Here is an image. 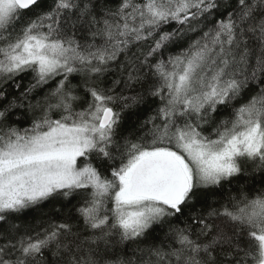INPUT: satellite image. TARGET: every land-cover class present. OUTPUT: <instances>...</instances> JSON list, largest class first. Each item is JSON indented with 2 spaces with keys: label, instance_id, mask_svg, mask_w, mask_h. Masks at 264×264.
<instances>
[{
  "label": "snow or ice",
  "instance_id": "obj_1",
  "mask_svg": "<svg viewBox=\"0 0 264 264\" xmlns=\"http://www.w3.org/2000/svg\"><path fill=\"white\" fill-rule=\"evenodd\" d=\"M0 264H264V0H0Z\"/></svg>",
  "mask_w": 264,
  "mask_h": 264
}]
</instances>
